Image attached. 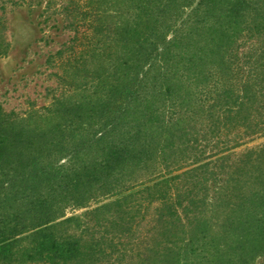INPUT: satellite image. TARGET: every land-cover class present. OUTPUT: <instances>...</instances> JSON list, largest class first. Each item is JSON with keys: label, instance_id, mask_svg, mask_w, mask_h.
Returning <instances> with one entry per match:
<instances>
[{"label": "trees", "instance_id": "trees-1", "mask_svg": "<svg viewBox=\"0 0 264 264\" xmlns=\"http://www.w3.org/2000/svg\"><path fill=\"white\" fill-rule=\"evenodd\" d=\"M64 12L73 37L46 62L64 63L69 92L25 116L0 104V264H105L108 248L123 264L151 210L165 229L151 264H264V145L227 163L264 133V0H67ZM212 166L227 173L208 204ZM91 203L121 220L118 235L59 232ZM208 205L221 232L201 221L184 242L182 220H207L195 210Z\"/></svg>", "mask_w": 264, "mask_h": 264}, {"label": "rangeland", "instance_id": "rangeland-1", "mask_svg": "<svg viewBox=\"0 0 264 264\" xmlns=\"http://www.w3.org/2000/svg\"><path fill=\"white\" fill-rule=\"evenodd\" d=\"M65 4L67 0H0V46L6 48V52L0 54V104L5 110H14L25 116L32 110L50 106L55 98L69 92L67 82L61 78L66 68L64 63L59 61L55 67H51L46 62L49 55L62 48L74 34L66 28ZM246 141L233 150L227 162L231 166L241 161L248 151L263 146L264 133L252 135ZM221 170L212 166L207 190L199 194L206 197L208 204L216 202L221 190L224 191L220 189V184H223L227 170ZM95 207L96 204L91 203L83 208H68L67 214L75 215L76 220L61 226L59 232L81 236L87 241L103 238L104 242L118 235L114 224H120L121 220L107 215L98 219L92 212ZM199 209L195 210L196 215L207 220H193L194 213L192 220H182L185 233L180 235L185 237L184 242L193 234L191 226L204 221L211 233L219 234L226 221L223 220V214L219 213L221 210L216 212L212 205L202 206L201 215ZM153 214L151 210L146 220H136L137 223H134L140 224L136 236L126 249L123 264H151L157 261V242L162 240L161 232L165 229L161 230L162 224L153 218ZM102 246L108 245L103 243ZM101 256L108 264L116 253L108 248ZM260 261L258 259L252 264H259Z\"/></svg>", "mask_w": 264, "mask_h": 264}]
</instances>
